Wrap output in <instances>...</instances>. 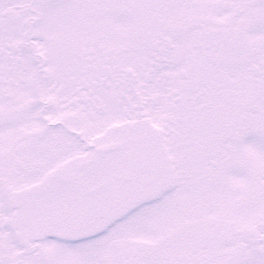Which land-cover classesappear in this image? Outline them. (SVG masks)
I'll use <instances>...</instances> for the list:
<instances>
[{"label":"snow or ice","instance_id":"obj_1","mask_svg":"<svg viewBox=\"0 0 264 264\" xmlns=\"http://www.w3.org/2000/svg\"><path fill=\"white\" fill-rule=\"evenodd\" d=\"M0 264H264V0H0Z\"/></svg>","mask_w":264,"mask_h":264}]
</instances>
